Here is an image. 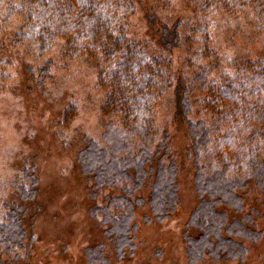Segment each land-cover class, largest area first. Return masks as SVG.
Listing matches in <instances>:
<instances>
[{"label": "trees", "instance_id": "1", "mask_svg": "<svg viewBox=\"0 0 264 264\" xmlns=\"http://www.w3.org/2000/svg\"><path fill=\"white\" fill-rule=\"evenodd\" d=\"M185 4L192 11L189 34L179 30L180 22L164 25L158 39L163 54L180 44L190 46L188 39L194 33L195 43L199 42L196 49L210 56L211 33L220 24L216 10H221L222 26L238 9L250 8L258 19L264 12V0H185ZM134 6L129 0H0V19L19 9L18 41L41 52L61 38L64 53L95 55L98 85L107 90L104 110L117 123L103 132L102 145L89 142L77 160L91 182L93 196L104 188L117 191L108 204L92 213H103L99 223H107L108 238L118 247L130 239L135 207L147 204L161 221L178 203L168 137L162 132L156 138L151 119L154 100L172 79L168 60L161 50L127 34ZM207 69L200 68L183 87L179 83L173 97L176 113L188 125L198 198L183 239L190 262L207 255L241 260L247 248L244 241L253 242L258 232L242 218L229 220L227 209L239 212L244 194L254 189L264 200V149L259 141L264 132V60L236 67L230 78L219 81L207 78ZM200 112L202 116L195 119ZM24 175L27 184L13 181L18 202L6 205L0 215V264H11L10 256L17 258L15 252L26 235L24 220L27 204L35 196L36 179L33 173ZM143 189L146 199L140 194ZM96 248L89 250L92 258L97 253L106 262L102 245Z\"/></svg>", "mask_w": 264, "mask_h": 264}, {"label": "rangeland", "instance_id": "2", "mask_svg": "<svg viewBox=\"0 0 264 264\" xmlns=\"http://www.w3.org/2000/svg\"><path fill=\"white\" fill-rule=\"evenodd\" d=\"M129 1L135 5L127 27L131 39L163 54L158 39L164 25L180 22L179 30L189 34L193 19L185 0ZM238 10L225 26L221 10H216L220 24L211 33L210 56L196 49L199 42L195 43L194 33L188 39L190 46L180 44L163 54L172 79L154 100L151 119L156 138L162 132L168 137L178 203L161 221L147 204L135 207L133 231L120 247L109 240L107 223L100 225L103 213H92L108 204L117 191L104 188L93 196L91 182L77 160L89 142L102 145L103 132L117 123L104 110L107 90L98 85L95 55H68L61 38L39 52L36 46L18 41V8L0 19V215L6 205L18 202L14 179L20 185L27 184L24 173H33L36 179L35 196L27 204L24 220L26 235L15 252L17 258L9 257L11 264H264V200L256 189L244 194L239 212L227 209L229 220L242 218L258 232L253 242L244 241L247 248L241 260L207 255L190 262L183 239L198 198L188 125L176 113L174 90L179 83L182 87L189 83L203 66L208 67L207 78L219 81L230 78L236 67L264 60V12L258 19L250 8ZM199 116L201 112L195 119ZM259 141L264 149V132ZM135 145L131 142V148ZM140 194L146 199L144 189ZM99 244L106 262L97 253L94 258L90 254V248L98 250Z\"/></svg>", "mask_w": 264, "mask_h": 264}]
</instances>
